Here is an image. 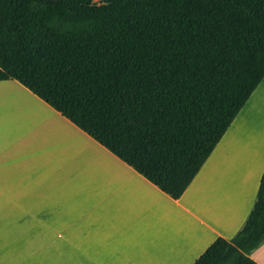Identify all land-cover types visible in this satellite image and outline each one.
I'll return each instance as SVG.
<instances>
[{
	"label": "trees",
	"instance_id": "obj_1",
	"mask_svg": "<svg viewBox=\"0 0 264 264\" xmlns=\"http://www.w3.org/2000/svg\"><path fill=\"white\" fill-rule=\"evenodd\" d=\"M9 80L177 200L264 83V0H0ZM263 243L264 174L194 264H257Z\"/></svg>",
	"mask_w": 264,
	"mask_h": 264
},
{
	"label": "crops",
	"instance_id": "obj_2",
	"mask_svg": "<svg viewBox=\"0 0 264 264\" xmlns=\"http://www.w3.org/2000/svg\"><path fill=\"white\" fill-rule=\"evenodd\" d=\"M264 83L174 200L17 81L0 82V264H194L245 225ZM264 264V243L252 254Z\"/></svg>",
	"mask_w": 264,
	"mask_h": 264
},
{
	"label": "rangeland",
	"instance_id": "obj_3",
	"mask_svg": "<svg viewBox=\"0 0 264 264\" xmlns=\"http://www.w3.org/2000/svg\"><path fill=\"white\" fill-rule=\"evenodd\" d=\"M263 99H264V98H263ZM262 114H264V113L261 111V113H260L261 116H258V117H262Z\"/></svg>",
	"mask_w": 264,
	"mask_h": 264
}]
</instances>
